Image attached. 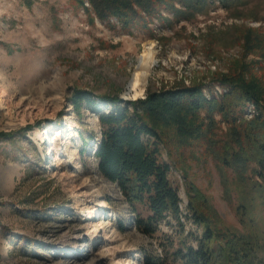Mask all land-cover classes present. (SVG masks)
<instances>
[{"label": "rangeland", "instance_id": "rangeland-1", "mask_svg": "<svg viewBox=\"0 0 264 264\" xmlns=\"http://www.w3.org/2000/svg\"><path fill=\"white\" fill-rule=\"evenodd\" d=\"M186 12L162 11L163 20L140 31L114 16L102 20L90 0H0V264H145V258L182 264L172 255L181 247L176 229L163 224L154 236L142 233L117 184L101 175L98 114L86 104L77 109L73 94L92 92L110 113L115 106L104 96L126 103L202 85L210 98L227 91L218 80L233 77L264 85L261 56L249 51L264 39V0H236L229 9L216 1ZM150 41L157 63L144 94L133 98L130 84ZM164 130V158L183 210L190 185L201 192L216 233L226 237L221 244L232 241L226 251L248 253L241 264H264V192L255 164L237 171L205 155L200 144L175 149L176 128ZM228 130L221 122L220 143ZM183 220L184 236H202L192 219Z\"/></svg>", "mask_w": 264, "mask_h": 264}, {"label": "trees", "instance_id": "trees-1", "mask_svg": "<svg viewBox=\"0 0 264 264\" xmlns=\"http://www.w3.org/2000/svg\"><path fill=\"white\" fill-rule=\"evenodd\" d=\"M216 1L229 9L236 0H90V3L102 20L114 16L127 30L142 31L149 28L153 19L163 20L162 11L184 17L186 11L208 9ZM250 47L249 51L260 54L264 65V39L252 42ZM218 82L227 91L210 98L202 85L150 92L145 99L126 103L120 97L104 96L115 106L110 113L98 108L92 92L76 90L73 94L77 109L86 104L98 114L101 139L95 157L101 175L117 184L142 233L154 236L163 224L176 229L181 247L172 255L182 264H241L249 255L238 254L235 249L226 251L225 246H231L232 241L226 240L225 246L221 244L226 237L216 233L203 207L201 192L190 185L187 213L183 210L179 190L170 179L172 165L164 158V150L168 148L164 129L176 128L175 149L200 144L205 155L215 156L224 165L236 164L237 171H247L254 163L253 174L264 192V85L238 77L221 78ZM249 110L254 111L251 118L246 117ZM221 122L229 129L225 143L217 139ZM183 219H192L203 229L202 236H184ZM190 238L196 246L187 245ZM158 260L145 258V264H160Z\"/></svg>", "mask_w": 264, "mask_h": 264}, {"label": "bare ground", "instance_id": "bare-ground-1", "mask_svg": "<svg viewBox=\"0 0 264 264\" xmlns=\"http://www.w3.org/2000/svg\"><path fill=\"white\" fill-rule=\"evenodd\" d=\"M157 52L155 51V45L152 41L144 44L143 52L141 55L140 63L138 64V68L134 73V79L132 81V88L134 89V97L138 98L144 94V86L143 82L145 81V77L149 74L151 69L156 66L157 63ZM41 90L47 89L46 83H41ZM40 88V87H39ZM3 99V98H2ZM6 100H2L1 104H5ZM62 136L60 135L51 145L53 148H56L61 140ZM125 264H133L131 261Z\"/></svg>", "mask_w": 264, "mask_h": 264}, {"label": "water", "instance_id": "water-1", "mask_svg": "<svg viewBox=\"0 0 264 264\" xmlns=\"http://www.w3.org/2000/svg\"><path fill=\"white\" fill-rule=\"evenodd\" d=\"M131 84H132V82H131ZM131 84H130V85H131ZM131 91H134V89L132 88V86H131Z\"/></svg>", "mask_w": 264, "mask_h": 264}]
</instances>
